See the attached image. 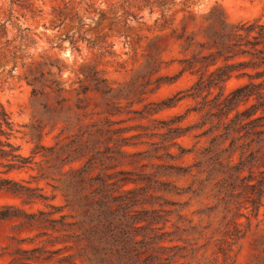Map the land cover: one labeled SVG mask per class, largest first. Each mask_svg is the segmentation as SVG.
<instances>
[{
    "label": "rangeland",
    "instance_id": "obj_1",
    "mask_svg": "<svg viewBox=\"0 0 264 264\" xmlns=\"http://www.w3.org/2000/svg\"><path fill=\"white\" fill-rule=\"evenodd\" d=\"M247 21L264 23V0H0V101L15 123L11 140L24 155L42 145L31 167L4 175L48 196L26 202L0 191V211L52 203L64 205L53 217L73 223L82 209L65 205L71 186L63 193L77 181L82 201L102 197L101 219L112 220L103 258L89 260L76 224L0 218V264H264V193L255 213L250 188L225 180L229 165L206 152L229 144L216 137L210 108L219 88L193 96L198 72L181 71L183 58L216 49L214 31ZM248 59L238 53L205 68ZM254 72L235 69L223 91Z\"/></svg>",
    "mask_w": 264,
    "mask_h": 264
},
{
    "label": "trees",
    "instance_id": "obj_2",
    "mask_svg": "<svg viewBox=\"0 0 264 264\" xmlns=\"http://www.w3.org/2000/svg\"><path fill=\"white\" fill-rule=\"evenodd\" d=\"M211 44L215 46L214 51L201 55L198 58L196 53L192 57L183 58L181 71L189 69L198 72V78L190 87L191 95L206 96L212 93V88L218 87L219 90L214 93L210 108H215L212 112L217 118L214 124L221 127L222 131L216 137L223 139L229 138L227 147L217 151L213 146H209L206 152L209 153L221 165H229V170L225 180L229 182L239 181L245 187H249L252 196L250 204L255 213L258 212L262 204L261 197L264 193V23L259 21L242 22L233 25L229 29L222 26L221 29L213 32ZM238 53L246 54L249 59L239 62H228L216 66L213 70L207 71L209 64H215L219 58L228 60ZM200 59L201 68L194 69V62ZM240 66H251L255 68L254 73H249L250 80L238 84L228 92H224L221 83L226 81ZM206 67V68H205ZM208 72V73H207ZM255 78H261L256 81ZM207 92L203 94V91ZM35 91V89H33ZM244 105L240 108V105ZM15 132V123L9 112L0 101V191H6L18 195L26 202L37 200L45 201L48 196L44 195L39 186L28 185L21 180L5 176L13 170H25L31 167L33 158L39 148L42 147L38 142L33 147L30 155H24L20 150V145L11 140ZM240 140V143H237ZM237 150L238 158L233 161L232 154ZM223 152H227L224 162L220 157ZM247 168L248 174H241L242 170ZM257 172L256 176L251 174ZM41 177L47 178L48 173H42ZM250 182V180H253ZM69 186L72 188V199L65 205L81 206L82 215L80 219L73 223H66L63 214L60 218H55L51 214L60 211L64 205H55L47 203L52 210H41L37 212H27L23 209L14 207L13 204H5L7 209L12 208L15 212L0 211V218L13 215H23L30 222H38L41 225L49 226L54 229L65 228L68 224H76L82 228L87 238V247L83 254L89 260L98 257L103 249V243L108 240L103 235V231H111L112 220L102 221V211L99 205H102L103 198H90L85 196L84 201L79 195L78 182L73 181L66 187L64 195L67 197ZM108 208V206L106 207ZM103 236V240H102ZM101 258L103 256L100 254ZM76 264V263H73Z\"/></svg>",
    "mask_w": 264,
    "mask_h": 264
}]
</instances>
